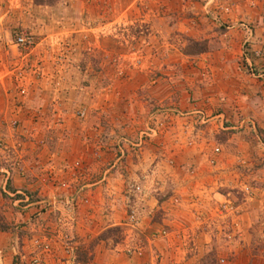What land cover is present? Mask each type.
<instances>
[{"label":"crops","instance_id":"obj_1","mask_svg":"<svg viewBox=\"0 0 264 264\" xmlns=\"http://www.w3.org/2000/svg\"><path fill=\"white\" fill-rule=\"evenodd\" d=\"M178 30L205 40V49L181 58L184 84L161 114L150 112L134 90L124 97L129 100L116 118L120 143L113 147L103 127L91 120L89 96L79 119L67 106L68 92L46 97L37 88L31 95L0 90V264H30L35 239H47L51 246L42 264H69L72 250L104 228L122 224L123 194L132 182L147 189L152 206L138 208L142 223H149L153 209V214L160 210L162 223L187 226L196 210L202 217L194 224L206 238L210 233L203 229L213 221L204 213L211 206L201 201L191 208L188 195L202 197L219 186L243 189L257 174V204L245 197L237 221L264 225V59L250 53L264 45V28ZM248 67L258 74L250 75ZM157 123L155 137L134 143L141 128ZM14 143L20 150H13ZM252 161L259 163L257 170L251 171ZM108 164L114 169L107 176ZM153 190L182 194L181 206L169 199L151 203ZM260 236L264 240V232ZM260 254L263 259L264 249ZM152 258L149 249L127 254L102 250L98 242L88 252V264H151Z\"/></svg>","mask_w":264,"mask_h":264},{"label":"rangeland","instance_id":"obj_2","mask_svg":"<svg viewBox=\"0 0 264 264\" xmlns=\"http://www.w3.org/2000/svg\"><path fill=\"white\" fill-rule=\"evenodd\" d=\"M263 16L264 0H188V4L185 0H0V90L11 88L20 94L23 89L20 95H31L37 88L46 97L68 92L67 106L79 119L85 114L84 97L89 96L94 109L91 120L103 127V136L113 147L120 143V137L115 138L116 118L119 107L126 105L124 97L134 90L141 102L147 101L150 112L161 114L184 84L186 67L181 58L205 49V40L187 37L178 29H258L264 28ZM19 35L25 37V44L16 46ZM156 125L151 128L154 135L146 136L148 127L141 128L134 143L140 146L155 137L160 127ZM13 146L20 150V145ZM259 166L252 161L250 169ZM105 169L108 176L114 165ZM247 185L219 186L202 197L188 195L191 208L201 201L211 206V211H204V217L213 221L203 229L210 233L206 238L199 236L202 229L194 224L196 217H202L196 210L191 211L187 226L162 223L160 210L153 214V209L149 223H142L138 208H152L147 189L140 185L138 191L129 192L126 187L122 224L96 233L70 252L68 262L88 264V252L98 242L102 250L127 254L149 249L151 264H263L264 225L241 226L237 221L245 197L254 198L248 204H257L258 175L252 174ZM150 196L151 203L169 199L176 207L183 199L182 194L172 196L164 190H153ZM130 214L135 224L128 221Z\"/></svg>","mask_w":264,"mask_h":264},{"label":"built area","instance_id":"obj_3","mask_svg":"<svg viewBox=\"0 0 264 264\" xmlns=\"http://www.w3.org/2000/svg\"><path fill=\"white\" fill-rule=\"evenodd\" d=\"M25 40L26 39H25V37H23V35L16 36L15 37V45L16 46H21V45L25 44ZM250 53L252 54L253 57H255V58L259 59V60H263L264 59V45H261V46H259L256 49H251ZM247 70H248L247 72L250 75L255 76L256 74H258V73H255L250 67H248ZM19 93L23 94L24 90L20 89ZM9 125L12 128L15 127V121H10ZM147 130L149 131V133L148 134L144 133L146 136H148L151 133H153V135H154V130L153 129H148L147 128ZM140 134H142V133L140 132ZM211 152L213 154H217L218 153V147H213L211 149ZM138 190H139V186L137 184L129 183L128 186H127V191H129V192H135V191H138ZM128 221L131 224H135L136 223V218L134 217L133 214H130L128 216ZM50 249H51V246H50V243L48 242L47 239H35L33 241V252H32V255L29 258L30 264H42L43 255L48 253L50 251Z\"/></svg>","mask_w":264,"mask_h":264}]
</instances>
